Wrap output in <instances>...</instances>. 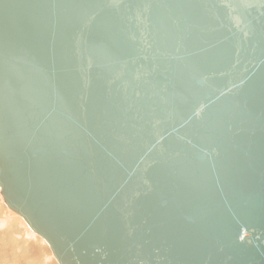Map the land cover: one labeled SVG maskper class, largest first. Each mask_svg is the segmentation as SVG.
I'll list each match as a JSON object with an SVG mask.
<instances>
[{
    "label": "water",
    "instance_id": "obj_1",
    "mask_svg": "<svg viewBox=\"0 0 264 264\" xmlns=\"http://www.w3.org/2000/svg\"><path fill=\"white\" fill-rule=\"evenodd\" d=\"M0 195L58 264H264V0H0Z\"/></svg>",
    "mask_w": 264,
    "mask_h": 264
},
{
    "label": "rangeland",
    "instance_id": "obj_2",
    "mask_svg": "<svg viewBox=\"0 0 264 264\" xmlns=\"http://www.w3.org/2000/svg\"><path fill=\"white\" fill-rule=\"evenodd\" d=\"M0 264H58L48 244L8 209L1 195Z\"/></svg>",
    "mask_w": 264,
    "mask_h": 264
},
{
    "label": "bare ground",
    "instance_id": "obj_3",
    "mask_svg": "<svg viewBox=\"0 0 264 264\" xmlns=\"http://www.w3.org/2000/svg\"><path fill=\"white\" fill-rule=\"evenodd\" d=\"M16 215H17V214H16ZM23 221H24V220H23ZM24 222H25V221H24ZM33 233H34V232H33ZM34 234H35V233H34ZM27 236H28V234H27ZM30 236H31V235H30ZM34 236H35V235H34ZM37 236H38V235H37ZM31 237H32V236H31ZM29 238H30V237H29ZM30 239H31V238H30ZM30 239H29V240H30ZM55 260H56V259H55Z\"/></svg>",
    "mask_w": 264,
    "mask_h": 264
}]
</instances>
